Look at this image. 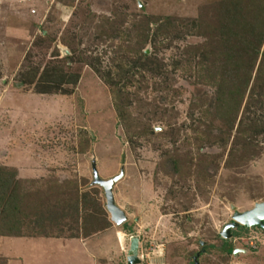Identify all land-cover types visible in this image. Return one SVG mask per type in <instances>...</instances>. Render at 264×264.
I'll use <instances>...</instances> for the list:
<instances>
[{
  "label": "rangeland",
  "instance_id": "obj_1",
  "mask_svg": "<svg viewBox=\"0 0 264 264\" xmlns=\"http://www.w3.org/2000/svg\"><path fill=\"white\" fill-rule=\"evenodd\" d=\"M246 1L240 6L247 19L264 13V0ZM30 3L0 6L2 16L19 9L28 17L21 38L0 29V165L21 197L22 211L14 215L21 231L78 233L91 240L92 257L109 264H126L130 235L138 237L137 264H190L193 256L195 264H264V227L238 225L231 236L220 234L231 220V204L243 210L264 200V62L254 59L241 92L234 78L232 97L215 109L225 80L207 72L195 81L199 55L183 60L180 54L201 41L217 55V0ZM148 15L169 20L155 42L156 24H150L140 43L162 62L161 71L134 51V21L142 24ZM204 25L209 34L197 32ZM134 60L143 67H132ZM113 82L121 86L116 99ZM92 157L103 178L123 168L112 186L126 213L121 224L109 219L102 188L91 183ZM75 195L77 215H71ZM98 207L109 224L84 235L82 218L98 214ZM60 241L4 248L14 256L11 264H66L73 250L70 264H91L77 240ZM223 241L231 253L222 250Z\"/></svg>",
  "mask_w": 264,
  "mask_h": 264
},
{
  "label": "trees",
  "instance_id": "obj_2",
  "mask_svg": "<svg viewBox=\"0 0 264 264\" xmlns=\"http://www.w3.org/2000/svg\"><path fill=\"white\" fill-rule=\"evenodd\" d=\"M242 3H249L246 0H217V20H216V30L215 32L221 37L220 46L217 50V55L215 56V52L211 49L206 48L204 42L199 41L196 45H187L181 48L180 54L184 57L183 60L189 57V53H195L199 55V59L194 62L191 76L194 77L195 81H199L202 78V75H205L207 72H211L210 74L220 75L223 77L225 81L223 84V88H225V95L220 96L219 93L217 97V104L215 105V109L217 106H222V103H225V97L227 95H231V87L233 85L232 80L234 78L239 79V86L241 87L240 92L242 91V87L245 86L249 82L250 79V70L252 62L259 55V59L264 62V49L259 50L260 41L263 37L264 33V13L258 15L255 11L250 19L249 17H245L243 7L240 6ZM249 9H247V12ZM250 12V14H251ZM263 16V17H262ZM261 17V18H260ZM162 18V17H161ZM261 19V22H260ZM159 16L148 15L145 19L144 23L134 21V51H138L140 56H145L146 61H148L149 66L152 70L161 71L162 62L157 60L154 56H150L148 52L142 50L140 47V43L143 42L146 37V31L150 28V24H156L152 34V41L156 40V33L165 32L166 28L169 24V20L166 18V21L160 22ZM195 21V20H194ZM166 22V23H165ZM200 22V21H199ZM198 23V22H197ZM196 22H192V25H197ZM201 23V22H200ZM205 28L201 31H197L198 33H206L209 34L210 29H207V26L204 25ZM130 34V33H129ZM126 38L128 33L125 34ZM153 42V44H154ZM137 43V46H136ZM139 44V47H138ZM205 48L202 50V47ZM155 47V45H154ZM141 49V50H140ZM55 54L61 53V49L56 47ZM54 54V55H55ZM180 56V55H178ZM70 59V56L66 57ZM208 58V60H206ZM188 60V59H187ZM175 63L176 60L173 59ZM247 62V63H246ZM259 63V62H258ZM121 66V65H119ZM132 67L138 66L139 68L143 67L141 63L139 65L135 63L131 64ZM189 68V67H188ZM98 69V68H97ZM96 69V70H97ZM237 71V72H236ZM237 73V75L235 74ZM235 74V75H234ZM77 76V75H75ZM73 77V82L77 81V77ZM227 79V81H226ZM220 82V83H222ZM53 84V83H51ZM113 86L111 89L112 96L114 99L117 97V93H121V86L118 82L111 83ZM111 85V86H112ZM218 87L221 84H217ZM40 90V89H38ZM219 90V89H218ZM217 90V92H218ZM44 91V90H40ZM47 91V90H45ZM123 93V92H122ZM232 97V96H230ZM231 99V98H230ZM12 176L7 172V170L0 165V234H19L23 233L20 229L21 223L14 218V215L19 213L21 209L20 204V194L15 189V186L11 184ZM89 201V196L85 192L82 193L81 202L82 204H86ZM61 206H66L65 202H62ZM69 207L71 208V215H77V195L73 196L70 200ZM98 214L95 212H86L81 221V229L84 230V235L89 231H96L97 229L107 226L109 224V220L107 219L106 212L102 207H98ZM64 212L61 214L63 216ZM76 217V216H74ZM37 220L36 223L42 220L41 216L35 218ZM36 227V225H34ZM30 233V232H27ZM33 234H43L45 233H33ZM78 233H72L68 237L77 236ZM231 245L229 242L222 243V250L224 252L231 253ZM1 264V263H0Z\"/></svg>",
  "mask_w": 264,
  "mask_h": 264
},
{
  "label": "water",
  "instance_id": "obj_3",
  "mask_svg": "<svg viewBox=\"0 0 264 264\" xmlns=\"http://www.w3.org/2000/svg\"><path fill=\"white\" fill-rule=\"evenodd\" d=\"M94 157L90 159V169H91V183H95L101 186L104 196V208L108 213V217L116 225L121 224L126 220V213L124 210L118 206L113 197L112 186L113 183L122 176L123 168L120 167L119 171L109 177L103 178L98 174L96 169ZM123 158L121 159V161ZM232 211L231 220L224 223L220 234L222 237L231 236L230 229L237 227L239 224L252 226L260 225L264 227V200L256 201L249 208L243 210L235 209L234 205H230ZM138 248V237L137 235H130L128 241V247L125 253V263L126 264H137L140 259L137 255ZM234 252V248H233ZM193 261L190 264H195V256L192 257Z\"/></svg>",
  "mask_w": 264,
  "mask_h": 264
},
{
  "label": "crops",
  "instance_id": "obj_4",
  "mask_svg": "<svg viewBox=\"0 0 264 264\" xmlns=\"http://www.w3.org/2000/svg\"><path fill=\"white\" fill-rule=\"evenodd\" d=\"M13 3H16L19 8V7L25 6L27 3L32 4V0L31 1L30 0H0V6L4 5L3 7H5V5L7 6V4H13ZM33 9H35V7ZM33 9L32 11H34ZM14 12L15 13L10 12V14L8 15L5 14L4 16H2L3 12L1 13L0 18L2 17L4 19V22L3 24H0V29H2V34H4L5 36H17V37L19 36L21 38L22 36H25L27 32L28 26L26 25V19L28 17L22 16V14L24 15V12L21 13L19 9L17 13L16 11ZM60 239H63L66 241L77 240L80 245V250L85 253V255H82V257L86 256L87 261L90 262L91 264H109L110 263L109 261L107 262V260L105 262H99L100 257H96V256L92 257L94 253H91V250H92L90 246L91 240L87 239V237H63V236L59 237L57 235H52V234L43 235V234H33V233H27V232L19 233V234H0V263L1 264H11L10 262H12V259L14 258V256L12 257V255L8 253L7 249L4 248L6 244L12 243L14 245L17 242H20V244L28 243L31 246L37 245L38 243H41V242L46 243V244L47 243L57 244V243L63 242V241H60ZM71 252L72 253H68V252L66 253L67 255L66 264H70L69 263L70 261H68L69 259L74 261V256L76 254L74 250ZM103 256L107 258V254H104ZM71 264H74V262Z\"/></svg>",
  "mask_w": 264,
  "mask_h": 264
},
{
  "label": "flooded vegetation",
  "instance_id": "obj_5",
  "mask_svg": "<svg viewBox=\"0 0 264 264\" xmlns=\"http://www.w3.org/2000/svg\"><path fill=\"white\" fill-rule=\"evenodd\" d=\"M230 221V220H229ZM239 225H242V224H239ZM245 226H247V225H245ZM253 226V225H252ZM202 245V244H201Z\"/></svg>",
  "mask_w": 264,
  "mask_h": 264
},
{
  "label": "built area",
  "instance_id": "obj_6",
  "mask_svg": "<svg viewBox=\"0 0 264 264\" xmlns=\"http://www.w3.org/2000/svg\"><path fill=\"white\" fill-rule=\"evenodd\" d=\"M138 257H139V255H138Z\"/></svg>",
  "mask_w": 264,
  "mask_h": 264
}]
</instances>
